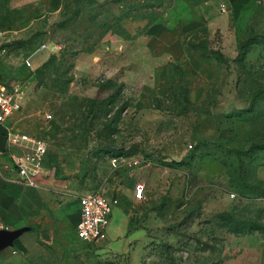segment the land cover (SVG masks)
<instances>
[{"label": "rangeland", "instance_id": "374dc122", "mask_svg": "<svg viewBox=\"0 0 264 264\" xmlns=\"http://www.w3.org/2000/svg\"><path fill=\"white\" fill-rule=\"evenodd\" d=\"M0 84L49 145V237L11 264H223L264 233V0H0ZM90 192L120 201L99 244L76 236Z\"/></svg>", "mask_w": 264, "mask_h": 264}, {"label": "crops", "instance_id": "0c3cea01", "mask_svg": "<svg viewBox=\"0 0 264 264\" xmlns=\"http://www.w3.org/2000/svg\"><path fill=\"white\" fill-rule=\"evenodd\" d=\"M179 7L176 6L173 9L176 10ZM164 16V20L153 26L150 33L153 36L151 35L152 39L150 38V40L152 42L157 40L168 46L171 44L172 39L165 34L164 21H167L166 18L170 15L167 13ZM175 23L177 24L172 25L171 28L169 22V30L181 25L179 21H175ZM178 29L182 30L181 28ZM159 35H162V37H159ZM5 133L6 127L0 124V230H23L11 245L0 249V264H11V261H13L11 254L14 253L11 251L18 244L22 245L27 239L42 241L49 237L47 226L52 218L51 202L47 200L42 184L40 188L24 186L14 171L9 157L4 154L6 149ZM77 207L78 220L75 219L77 221L76 225L80 220L78 200ZM231 245V255L223 264H264V233L235 235Z\"/></svg>", "mask_w": 264, "mask_h": 264}, {"label": "built area", "instance_id": "2783aa9c", "mask_svg": "<svg viewBox=\"0 0 264 264\" xmlns=\"http://www.w3.org/2000/svg\"><path fill=\"white\" fill-rule=\"evenodd\" d=\"M225 10V9H223ZM50 49L51 45L44 46ZM53 49H57L53 45ZM26 65L34 68L30 59ZM27 92L24 86L5 87L0 84V124L6 127V154L20 182L28 188H40L45 173V160L49 145L45 139L20 131L12 125L13 119L25 108ZM52 119V116H47ZM118 161H114L116 166ZM145 184L135 187V198L145 196ZM117 197H109L105 192H90L79 197L80 220L76 225L77 238L87 244H99L108 238L114 209L119 206Z\"/></svg>", "mask_w": 264, "mask_h": 264}, {"label": "water", "instance_id": "95a60500", "mask_svg": "<svg viewBox=\"0 0 264 264\" xmlns=\"http://www.w3.org/2000/svg\"><path fill=\"white\" fill-rule=\"evenodd\" d=\"M23 230L9 231V230H0V249L11 245L15 241Z\"/></svg>", "mask_w": 264, "mask_h": 264}]
</instances>
